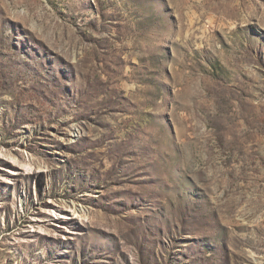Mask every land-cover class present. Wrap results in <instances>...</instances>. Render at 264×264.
Wrapping results in <instances>:
<instances>
[{
  "label": "rangeland",
  "instance_id": "374dc122",
  "mask_svg": "<svg viewBox=\"0 0 264 264\" xmlns=\"http://www.w3.org/2000/svg\"><path fill=\"white\" fill-rule=\"evenodd\" d=\"M0 264H264V0H0Z\"/></svg>",
  "mask_w": 264,
  "mask_h": 264
}]
</instances>
